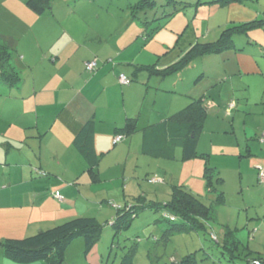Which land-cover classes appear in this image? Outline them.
<instances>
[{
	"label": "rangeland",
	"instance_id": "obj_1",
	"mask_svg": "<svg viewBox=\"0 0 264 264\" xmlns=\"http://www.w3.org/2000/svg\"><path fill=\"white\" fill-rule=\"evenodd\" d=\"M26 1L0 0V34L12 37L20 43L18 49L22 59H19L20 55H16L14 63L18 64L20 69L25 66L21 74L23 81H26L25 86H28L29 77L34 71L42 72L43 66H46L44 72L49 73L52 70L50 67L52 64L48 60L50 56L48 49L54 46L51 42L53 39L57 40L55 47L70 39L77 41L80 48L76 58L73 57L74 62L82 59L88 51L99 50L100 54L96 58L100 59L98 63L101 61L102 64L108 65L104 67L107 71L115 68L118 78L120 73L125 71L132 80V72L129 68L115 64L119 63L118 56L106 60L109 58L108 48L111 47L114 51L112 55H117L121 49V61L129 59L138 64H145V62L149 64L153 62L154 57L157 62L162 59V55L168 51L164 44L168 45L169 49L176 46L178 36L181 37L180 34L188 22L193 21L192 26L195 27L194 30L202 44L217 41L223 24L222 19H218L216 15L219 9L216 13L208 9L199 11L196 4L201 0H187L193 5L180 10L171 20L165 18V21L162 19L159 24L155 23V29L158 26L161 28L155 31L151 46L145 52L147 58H140L141 51L137 52L140 45L137 43L126 48L125 52L123 50L142 30L139 23L133 21L132 9L128 7L130 1L135 4L137 0H89L87 2L55 0L52 9L42 15L28 9ZM156 1L160 6L168 0ZM253 4L250 6L260 9L261 12L264 11V0H254ZM160 9L157 7L156 11L160 13ZM171 10L170 7L168 11ZM152 14L154 15V11ZM146 15L139 13L138 16L143 20ZM150 16L152 18V15ZM252 34L258 38H264V28L256 29ZM99 37L103 42L99 40ZM240 38L247 40L246 35L234 36L237 43L241 41ZM60 39L66 40L61 43ZM186 39L188 40V37ZM106 41L115 44L109 46ZM75 47L72 45L69 51ZM192 48L191 46L183 50L176 63L159 72L176 66L170 71L163 74L157 73L152 77L147 76L146 80L142 78V82L132 80L131 84L135 86V92L132 94L134 99H132L136 103L139 99L145 103L142 120L156 124L173 117L191 103L202 100L207 108V118L199 138L198 152L206 153V156L185 160L182 157L181 148L177 149V157L173 160L145 155L141 152L142 135L136 132L130 136L131 138L124 137L118 144H114V139L112 140V152L99 158V170L97 167L96 173L100 180H94L88 171V165L83 159L76 161L72 151H62L56 158L62 161L61 167L71 159L73 168L78 169V173H74L72 179L68 174L54 170V167L59 165L53 167L55 158H52L50 147L44 149L42 156H36V159H33L34 162H41L44 170L48 171L45 167H53L54 173L61 175L59 181H54L55 187L52 190H59L66 201L76 194L80 195L82 191L89 193L90 191L81 185L88 179L92 182V185L88 187L92 188L93 192H99L104 199L93 206L88 205V202L82 205L81 201L74 200L78 203V207H91L90 211L93 209L90 213L98 217L96 220L102 228V233L90 249L86 247L84 238L75 239L66 251L63 264H121L125 255H132L135 264H173L190 254L196 255L199 264H248L245 255L250 254L248 259L258 257L259 253L264 255V195L259 193V190L264 188L262 186L264 178L262 179L259 173V185L255 184L257 187L250 188L247 182L251 174L245 167L251 160L244 158L248 146L246 139L251 135L250 129L253 131L256 129L255 132L260 134L258 140L254 142L256 147L257 145L258 148L261 147L260 144L264 142L262 131L264 77L260 74L242 76L237 73L240 69L237 65L238 59L235 58V53L231 49L194 56L177 65ZM180 49L179 47L178 53ZM153 50L157 53L155 56ZM260 63H263L264 67V59H261ZM84 72V74L92 75L85 69ZM110 74L112 77H117L113 72ZM42 76L48 78L47 74ZM139 83H142V86L137 85ZM29 92L30 90L26 89V97ZM144 98H146L145 101H143ZM107 100L109 101L107 103H110L112 99L107 97ZM123 101L121 88V112H123L121 121L126 119ZM10 102L12 99L9 96L0 93V133L6 134L7 138L21 137L26 131H30L28 127L31 126V121H35L36 114L30 113L27 101L22 103L24 108L21 107L18 112L13 113L8 108ZM142 102L139 104L142 105ZM233 102L235 106L231 108L230 104ZM127 106L134 107L133 104ZM135 113V117H138L139 111ZM2 140L4 139L0 136V145H4ZM3 153H5L4 149ZM224 154L227 155L224 156ZM220 159L222 160L219 162ZM240 160L243 161L240 162ZM206 164L209 166L214 164L220 170L222 169L221 174L225 179L223 190L226 201L223 204L218 203L217 220L209 224L207 230L180 232L165 239L164 231L169 223L157 209L156 204L170 203L176 187L186 188L207 205L217 202V192L210 191L207 187L210 180L204 174ZM242 167H244L243 170H241ZM237 168L238 170L235 171ZM0 170L5 169L0 166ZM35 171L41 175L40 178H49L43 170L34 168ZM239 174L243 175L242 185L237 178L238 176L241 179ZM3 179L4 177L0 175V182ZM153 179L158 180L152 182ZM76 182H79L78 186ZM217 183L221 181L212 177L211 188H214ZM10 196L14 195L4 197L2 192L0 193V242L9 238L22 239L33 236L41 230H48L58 225L53 224L47 227L38 223L40 215L38 209H33L36 198L33 195L26 197L23 204L14 199L16 195ZM52 198L53 200H46L45 211L53 212L56 208L60 210L63 206L57 198ZM119 208L121 209L118 210ZM128 210H133L134 213L129 216L130 224L115 226L119 215L122 216ZM228 229L235 232L242 244L238 250L240 255L236 256L234 261L231 259L232 252L222 247L225 232ZM3 258L4 254L0 249V264ZM33 264H46V262L39 261Z\"/></svg>",
	"mask_w": 264,
	"mask_h": 264
},
{
	"label": "crops",
	"instance_id": "obj_2",
	"mask_svg": "<svg viewBox=\"0 0 264 264\" xmlns=\"http://www.w3.org/2000/svg\"><path fill=\"white\" fill-rule=\"evenodd\" d=\"M87 1L89 0H84V2ZM138 1L139 0H137L135 4L138 3ZM202 2H206V0ZM253 2L254 0H239L230 3L229 5H221V7L204 5L200 6L198 10L200 11L202 9H208L213 11V13H216V11L219 9L221 15H219V12L218 14L216 13V15L218 19H222V26L224 25V27H220L221 33L227 27L252 22L256 19H262L264 17V11L261 12L260 9L250 6L254 5ZM135 4H132L130 1L128 7L132 9L133 21L138 22L142 30L139 31V35L132 39L126 47L124 46L125 49L123 48V50L125 52L126 48H129L131 45H135V43H137L140 45V49L137 52L141 51L139 56L142 58L145 57V52H147V49L150 48L152 38L154 37L153 36L152 38L147 39L150 31L147 29H151L155 23H151L149 25L145 24V18L142 20V18H139L138 16L139 12L136 11L134 7ZM148 19L150 21L151 18ZM192 24L193 21L187 23L186 28L180 34L181 37L178 36L179 39L174 48L169 49L170 47L164 44L168 51L162 55V59H160L158 62L156 57L153 59L154 63L151 62L149 64H147V62H145V64H138L137 62L130 61L129 59L121 61V49H119L117 55H112L114 51L111 47L108 48L110 51L107 52L109 58H106V56L105 58L106 60L110 58L114 59L116 56H118L117 59L119 60V63L115 64H120L122 66L124 65L125 68H129L132 72L131 79L142 82V78H144L143 80H146L147 76L152 77L153 75L159 73V71L163 68L169 67L176 63L183 50L189 49L191 46L193 47L198 42H200L199 38L197 37V33L194 30L195 27H193ZM255 30L256 29L249 31V33L246 35V41L240 38L241 41H238L237 43V41L234 39L233 46L231 45L232 47L230 49L234 51L235 58L238 59L237 65H239L240 69L237 73H240L242 76H244V74L252 76L260 74L262 77H264L263 63H260L261 59H264V38H258L257 36H254L252 33L255 32ZM242 35L244 36V34ZM187 37L188 40L186 39ZM65 40L66 39H60L59 41L63 43ZM99 40L103 42L101 37H99ZM51 42H53L54 46L48 49V52L50 53L48 60L52 64V66H50L52 70H50L49 73L44 72L46 66H43V70H41L42 72L34 71L33 75L29 77L28 86H25L24 83L26 81H23L21 76L25 70V66L23 69H20L19 65L14 63V57L13 65L20 74L21 84L19 83L18 85L16 84L12 87L0 84V93L2 95L9 96L12 99V102L9 103L10 105L8 108L13 113L18 112L21 107H23V101H27V106L28 110L30 109V113L36 114V116H34L35 121H31V126L28 127L30 131H26V133H24L21 137L11 136V138H7L5 136L6 134L3 132L0 133L1 139H4L2 140L4 141V145H0V166H3V169H5L0 170V175L4 177V179L0 182V193L2 192L4 197L5 195H16L17 197L14 199H16L20 204H23L25 202V198L30 195L36 197L35 203L33 204V209H38L40 218L37 221L41 226L44 224L47 227L52 226L53 224L59 225L60 223L62 224V222L64 223L65 221L78 217L98 218L97 216H94L93 213H90L93 211V209L91 211L89 210L91 207H78V203H75L74 201L79 200L82 202V205H84V202H88V205L93 206L94 204L99 203V200H104L99 192H93L92 188L88 187L92 185L90 179H88L85 184L81 185L92 192L91 194H89L90 192L88 193L82 191V193H79L80 195L76 194L70 197V199L67 201L59 190H52L53 187H55L54 181H59L61 178V175L59 176V174L54 173L53 171V167L55 165H59V167H54V170L57 172H62L63 174H68L70 179L74 178V173H78V169L73 168L71 159L61 167L62 161L56 158L60 156L62 151L74 152L76 161L83 159L86 165H88L85 159L79 153L75 144L76 136L84 128L86 123L91 120L95 121L94 146L98 158L112 152V140L117 135L118 130L125 126L128 119L137 120V133H140L139 135H142L143 138L141 144L142 153L145 132L150 127L157 125L156 123L142 120L141 116L144 115L143 109L145 103H143L141 99L138 100V103L133 100L134 96H132V94L135 92V86L131 84L132 80L129 79L131 82L128 85L121 84L120 77L122 75H125L127 78H129V75H126L127 72L123 71L120 73L118 78L115 68L112 69V71H107L104 67H107L108 65H104L101 63V61H99L96 72L92 73V75L84 74L85 63L98 58V55L100 54L99 50L96 51L93 49L92 51H88V54L83 56L82 59L74 62L73 57L76 58L80 48L77 45V41L70 39L68 42L59 44L57 47H55V44L57 43L56 39L51 40ZM107 43L109 46L115 44L114 42ZM19 45L20 43H17L15 39L14 56L20 55L19 59H22V54H20L18 49ZM72 45H75L76 47L69 51V48ZM179 47L181 49L178 53L177 50ZM152 52L155 53L153 54L154 56L157 54L154 50ZM46 58L47 56L45 59ZM145 58H147V56ZM111 72H113L117 77H112L110 74ZM42 74H47L48 78L46 79V76H42ZM137 85L142 86V83ZM121 88L123 90V102L125 104L124 113H126V119L123 121H121V114H123V112H121ZM147 88L150 89V87ZM26 89L28 91L30 90L27 97L25 94ZM140 89L142 90V87ZM146 94L148 95V92H146ZM107 97L108 99H112L110 103H107L109 102ZM104 98L106 99L104 100ZM145 100L146 98H144L143 101ZM118 101H120V103H118ZM140 102H142V105L139 104ZM129 104H133L134 107H128L127 105ZM233 104L235 106L234 102ZM136 111H139L138 117H135ZM166 120L167 119L163 121ZM140 122L142 127L140 126ZM103 125H107L108 127L104 128ZM250 130L249 132L251 135L246 139L248 146L246 147L244 158L251 160L246 164L247 167H245L251 174L249 178L250 180L248 179L249 181L247 182L251 188L257 187L255 184L259 185L258 175L261 173V170L264 171V142L260 144L261 147L258 148V145L256 147L254 142L258 140L260 134L258 135V133L255 132L256 129H254V131L252 129ZM262 131L264 132V127ZM48 147L52 149V158L55 159L53 161L54 163L52 164L53 167H45L48 170L46 171L43 169L44 166H42L41 162H34L33 159H36V156H42L44 149ZM3 149L5 153H3ZM197 154H199V152ZM226 155L227 154H224V156ZM204 156H206V153H201L198 155V157ZM221 160L222 159H220L219 162ZM241 161L243 160H240V162ZM210 165L211 166L206 164L204 168V174L210 180H208L209 185L207 187L210 189V191L214 190L215 193L217 192V202L214 203L217 205L218 203L223 204L226 201V194L223 190L225 179L221 174L222 169L220 170V168L214 164ZM34 168L39 171L43 170L49 175V178H40L39 176L41 175H39L36 171L34 172ZM243 169L244 167H242L241 170ZM236 170H238V168L235 169V171ZM239 175L242 180L239 179L238 176L237 178L238 181H240V185H242L244 180L243 175ZM212 177H215L217 180L221 181V183H217L214 188H211ZM94 180H100L99 175H97ZM75 184L78 186L79 182H76ZM262 186L264 187V185ZM259 191V193L264 195V188H261ZM48 193H50L52 196ZM57 193L63 197L62 200H59L56 197ZM221 195L222 197H220ZM52 197L57 198L59 202L61 201V204H63L64 207L62 206L60 210L56 208V210L53 212L45 211L44 206L46 204V200H53ZM71 206L76 207L73 208ZM236 239L239 240L237 235ZM1 264L17 263L10 261L4 256Z\"/></svg>",
	"mask_w": 264,
	"mask_h": 264
},
{
	"label": "trees",
	"instance_id": "obj_3",
	"mask_svg": "<svg viewBox=\"0 0 264 264\" xmlns=\"http://www.w3.org/2000/svg\"><path fill=\"white\" fill-rule=\"evenodd\" d=\"M239 0H206L199 1L197 7L204 5L220 6L229 5ZM55 0H27L26 6L32 12L42 15L52 9ZM166 4V5H165ZM159 3L156 0H139L134 5L136 11L146 15L145 24L156 23L165 18L173 19L180 10L188 8L193 4L187 0H168L166 3ZM160 7V13L156 8ZM171 7V11L168 9ZM196 7V8H197ZM186 10V9H185ZM154 11V15L152 12ZM159 16H157V14ZM156 14V15H155ZM152 15V18L149 19ZM154 25L149 31L147 39L154 36ZM264 28V17L252 22L233 25L225 28L218 40L209 44L198 42L193 46L189 54L183 58L177 65L182 64L194 56H202L209 53H218L230 49L234 43L236 34L247 35L250 30ZM232 45V46H231ZM15 52V39L0 34V84L15 86L21 84L19 72L13 65ZM176 67V66H173ZM159 72L166 73L173 69ZM155 69V68H154ZM207 118V108L202 100L191 103L187 108L175 114L173 117L150 127L144 136L143 153L156 158L173 160L176 157L177 148H181L183 159L189 160L197 158V147L200 135L203 132ZM137 120L128 119L125 126L118 130L117 134L131 136L137 132ZM95 121L91 120L75 138V144L81 156L88 163L89 172L93 178L97 177L96 169L99 165V158L94 146ZM221 194V193H220ZM222 197V195L220 196ZM156 204V203H153ZM157 209L163 213H168L177 218L171 222L167 220L168 227L164 231L165 239L171 235L186 231H203L207 226L217 220V207L213 203L207 205L198 196L191 193L184 187L174 189L172 201L168 204H156ZM138 208V207H136ZM144 208V206H141ZM152 208V207H151ZM120 210V209H119ZM125 211V210H124ZM133 211V210H132ZM132 211L128 210L122 216L119 215L115 226H122L124 223L130 224ZM102 228L97 224L96 218L78 217L65 221L51 229L40 231L39 233L22 239L9 238L0 242V249L4 256L17 264H33L44 261L46 264H63L65 262L66 251L71 243L77 238H84L86 247L90 249L101 237ZM241 241L236 239L233 230L228 229L225 232L224 244L222 247L232 252L231 259L234 261L239 256V247ZM237 251L238 253H234ZM250 254L245 255L248 264H264V255L259 253L258 257L248 259ZM121 264H135L132 255H125ZM173 264H199L195 254L186 256L181 261Z\"/></svg>",
	"mask_w": 264,
	"mask_h": 264
},
{
	"label": "built area",
	"instance_id": "obj_4",
	"mask_svg": "<svg viewBox=\"0 0 264 264\" xmlns=\"http://www.w3.org/2000/svg\"><path fill=\"white\" fill-rule=\"evenodd\" d=\"M98 65H99V63H98V60H97V59L92 60V61H88V62L85 63V70H86V72L92 74V73L96 72V70L98 69ZM120 82H121V84L128 85V84L130 83V80H129V78H127L125 75H122V76L120 77ZM230 107H231V108L234 107V104L232 103V104L230 105ZM123 139H124V137L121 136V135L116 136L115 139H114V144H118L119 142H122ZM260 174H261V178L263 179V178H264V171H261ZM157 180H158V179H153V180H151V181L154 182V181H157ZM56 197H57L59 200L62 199V196H61L59 193L56 194ZM165 215H166V214H165ZM170 219H171V220H175V218H173V217L170 218ZM256 264H259V262H256Z\"/></svg>",
	"mask_w": 264,
	"mask_h": 264
},
{
	"label": "clouds",
	"instance_id": "obj_5",
	"mask_svg": "<svg viewBox=\"0 0 264 264\" xmlns=\"http://www.w3.org/2000/svg\"><path fill=\"white\" fill-rule=\"evenodd\" d=\"M131 82V81H130ZM119 135H121V136H123V137H126L125 135H123V134H117L116 136H119ZM115 136V137H116ZM115 139V138H114ZM119 207V206H118ZM119 209H121V208H119ZM118 209V210H119ZM166 214V215H165ZM163 217L165 218V220H169V221H171V222H174V221H176L177 220V218L175 217V216H173V215H171V214H168V213H163ZM175 218V220H171L170 218Z\"/></svg>",
	"mask_w": 264,
	"mask_h": 264
}]
</instances>
